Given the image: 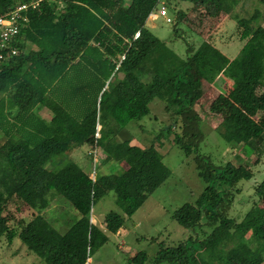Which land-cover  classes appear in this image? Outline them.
<instances>
[{
    "label": "trees",
    "instance_id": "1",
    "mask_svg": "<svg viewBox=\"0 0 264 264\" xmlns=\"http://www.w3.org/2000/svg\"><path fill=\"white\" fill-rule=\"evenodd\" d=\"M28 1L0 0V15ZM182 1L196 3L210 17L232 9L231 0ZM159 3L49 0L29 9V23L9 43L16 54L0 47V130L5 137L0 143V241L12 243L18 237L47 264H86L170 175L156 140L172 133L173 144L193 157L205 186L194 203L173 212L189 236L178 245L161 244L154 264H204L200 252L211 264H264V178L255 186L244 218L235 221L227 211L240 182L255 175L254 168L230 160L218 166L200 153L202 116L194 97L187 99L176 86L188 79L187 67L207 83L227 71L232 86L219 92L209 107L221 117L216 128L227 142L264 154V25L255 24L260 12L238 18V36L245 43L237 56L218 54L200 62L198 56L206 57L209 50L206 40L190 46L184 57L171 49L158 50L165 49L164 43L146 22ZM166 4L175 22H182L186 12L178 8L179 0ZM28 43L33 49L27 51ZM155 52L159 58L149 62ZM118 73L123 76L115 82ZM156 98L164 102L171 122L148 145L132 143L134 135L120 138L132 120L138 123L150 114ZM40 110L50 112L51 120L45 121ZM98 124L101 135L96 138ZM86 143L102 148L104 161L114 162L116 172L91 177L70 156ZM120 162L127 166L120 169ZM110 190L122 213L107 212L101 226L91 221L92 208ZM58 195L80 213L65 232L43 214ZM13 196L36 209L19 227L6 214ZM147 260L146 251L130 257L134 264Z\"/></svg>",
    "mask_w": 264,
    "mask_h": 264
},
{
    "label": "rangeland",
    "instance_id": "2",
    "mask_svg": "<svg viewBox=\"0 0 264 264\" xmlns=\"http://www.w3.org/2000/svg\"><path fill=\"white\" fill-rule=\"evenodd\" d=\"M164 1L167 5L166 0ZM179 2L178 8H182L186 12V17L182 20L183 23L175 22L176 15L171 12L168 5V15L171 17V21L168 22L162 15L158 17L149 15L150 17L147 19V27L164 43L165 49H158L161 50V53L171 49L184 57L187 53H191L192 47L196 48L203 40H206L209 50L206 52V57L202 53L198 56L200 62L215 60L218 54L234 58L245 43V40H241L238 36V18L250 17L256 10H259L260 16L255 24L264 25V0H237L236 3L231 0L229 1L231 11L222 12L217 17H210L194 2L182 0ZM159 8L160 5L155 10L156 13ZM155 55L154 53L152 57ZM151 59L153 58L150 57L149 62ZM186 69L185 72L188 74L192 71L189 67ZM187 73L188 79L185 83L179 81L176 86L183 90L187 99L194 97L195 106L199 108L202 116L201 126L204 138L200 145V153L218 166L230 160L236 164L252 165L254 168L255 175L240 182L239 188L241 189L235 193L227 211L231 218L239 222L252 205L255 186L264 178V154L257 150L248 153L242 145L227 142L216 128L221 117L211 113L209 107L220 91L227 92L232 86L233 81L227 71L221 73L213 83L203 81L194 72H191L189 76ZM122 76V73H118L113 79L116 82ZM43 114L45 115V113ZM171 120L164 102L156 98L151 103L150 114L144 116L138 123L137 120H132L127 128L120 132L119 136L124 138L134 135L132 143L148 145L150 139L156 138L161 129L167 126ZM172 139L173 134L170 133L169 136H162L160 140H156L158 149L164 155L165 163L171 169L170 175L148 195L143 204L131 216H126L120 233H111L109 241L92 254L88 264H134L130 261V257L140 251L148 253V260L145 264H154L161 244L165 246L178 245L189 236V230L174 219L173 212L186 202L194 203L204 188L205 182L197 172L193 157L187 156L183 149L174 145ZM90 150L92 154H90ZM92 150L93 146L86 143L77 150L80 154L69 155L75 157L85 170L90 171L91 176L96 173L115 171L114 162L104 161L106 154L102 148L98 147L94 151ZM119 164L120 169L127 166L125 162ZM94 166L95 173L93 172ZM111 210L122 213L116 202L114 190H110L94 203L92 215H94L97 224L102 226L103 216ZM6 214L11 225L19 227L20 221H28L36 214V209L29 207L19 197L13 196L7 206ZM43 214L60 232H65L80 216L72 204L61 195L51 201L50 206L43 211ZM199 257L204 264H211L202 252L199 253ZM0 264L47 263L32 250H29L20 238L16 237L12 243L6 239L0 241Z\"/></svg>",
    "mask_w": 264,
    "mask_h": 264
},
{
    "label": "built area",
    "instance_id": "3",
    "mask_svg": "<svg viewBox=\"0 0 264 264\" xmlns=\"http://www.w3.org/2000/svg\"><path fill=\"white\" fill-rule=\"evenodd\" d=\"M46 1L49 0H30L28 2H19L16 3L14 7L10 11H8L5 15H0V47L3 48L10 47V53L16 54L18 51L17 48L10 46V44L13 40L17 39L16 36L21 32L23 26L29 23L30 20L28 15L29 9L36 8L41 4H44ZM159 5L160 8L158 13L152 12L150 16L158 17L159 15H162L166 17V20L168 22L171 21V17L168 15V8L167 5H165V1L160 0ZM137 35L138 33H136L135 36ZM3 57H4V53L1 52L0 59H2ZM123 57L124 56L122 55V58ZM100 129H101V125L98 124L95 132L96 138L100 137L101 135ZM92 146H93L92 151H94L96 148L99 147L97 145H92ZM90 154H92L91 150H90ZM93 172L95 173V166ZM95 175L91 177L95 178ZM88 261H90V258L88 259ZM86 264H88V262Z\"/></svg>",
    "mask_w": 264,
    "mask_h": 264
},
{
    "label": "crops",
    "instance_id": "4",
    "mask_svg": "<svg viewBox=\"0 0 264 264\" xmlns=\"http://www.w3.org/2000/svg\"><path fill=\"white\" fill-rule=\"evenodd\" d=\"M150 17V16H149ZM148 17V18H149ZM31 49H33V46H32V44H30V43H28L27 44V48H26V50L28 51V50H31ZM155 54H156V52H155ZM160 55V53H158V54H156L155 56L156 57H158ZM152 57L153 59H151V61L150 62H153L155 59H156V57ZM159 58V57H158ZM221 92V91H220ZM4 96V91L3 92H0V100H1V98ZM38 113H40L39 115L45 120V121H49V120H51V117H52V114L50 113V112H48V111H46V110H40V111H38ZM43 113H45V115L43 114ZM49 114V115H48ZM124 130V129H123ZM2 130H0V133H2L1 132ZM1 143H3L4 141H5V137L3 136V133L1 134ZM82 147V146H81ZM81 147H78V148H75L74 150H72L71 151V154H75V155H78V154H80L79 153V151H77V150H79V149H81ZM78 153V154H77ZM88 153V152H87ZM96 219L94 218V215H92V217H91V221L92 222H94V223H97L96 221H95ZM118 233H120V230L116 233V234H118Z\"/></svg>",
    "mask_w": 264,
    "mask_h": 264
}]
</instances>
